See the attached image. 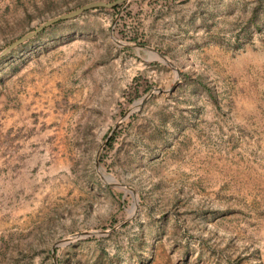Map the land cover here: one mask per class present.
<instances>
[{"label":"rangeland","instance_id":"rangeland-1","mask_svg":"<svg viewBox=\"0 0 264 264\" xmlns=\"http://www.w3.org/2000/svg\"><path fill=\"white\" fill-rule=\"evenodd\" d=\"M92 1L112 0H0V50ZM47 30L127 48L133 76L80 146L48 216L60 259L41 261L264 264V0H131Z\"/></svg>","mask_w":264,"mask_h":264},{"label":"crops","instance_id":"crops-1","mask_svg":"<svg viewBox=\"0 0 264 264\" xmlns=\"http://www.w3.org/2000/svg\"><path fill=\"white\" fill-rule=\"evenodd\" d=\"M52 35L0 56V264L59 261L62 236L48 216L76 191L72 163L95 143L96 114L108 109L109 120L133 76L127 48Z\"/></svg>","mask_w":264,"mask_h":264},{"label":"water","instance_id":"water-1","mask_svg":"<svg viewBox=\"0 0 264 264\" xmlns=\"http://www.w3.org/2000/svg\"><path fill=\"white\" fill-rule=\"evenodd\" d=\"M131 0H112L110 2H104V1H92V2H88L84 5H81L80 7L68 11L66 13H62L59 15H56L54 17H51L45 21H43L41 24H39L38 26H36L33 30L28 31L26 33H24L23 35L19 36L18 38H16L14 41H12L9 45H7L5 48H3L0 51V56L9 52L10 50H12L13 48H15L16 46H18L19 44H21L22 42H24L25 40H27L28 38L34 36L35 34H37L40 30H42L44 27H47L48 25L59 21V20H65V19H71V18H75L78 15H80L83 11L88 10V9H92V8H96V7H106V8H112L114 6H116L117 4L122 3V5L126 4L127 2H129ZM121 46H125V47H138V45L132 44V43H123V42H119ZM127 112L123 113L122 117L123 118L126 115ZM104 143V141H103ZM102 143V144H103ZM102 144L99 146L98 152L96 155H98ZM97 164V158L95 160V165ZM86 234H94L93 231L87 232ZM63 240V239H62ZM60 240V241H62Z\"/></svg>","mask_w":264,"mask_h":264},{"label":"trees","instance_id":"trees-1","mask_svg":"<svg viewBox=\"0 0 264 264\" xmlns=\"http://www.w3.org/2000/svg\"><path fill=\"white\" fill-rule=\"evenodd\" d=\"M96 8H102V7H96ZM60 21H62V20L56 21V22H54V23L48 25L47 27H49V26H51V25H53V24H55V23H58V22H60ZM47 27H44L42 30H44V29L47 28ZM42 30H40L39 32H41ZM39 32H38V33H39ZM38 33H37V34H38ZM37 34H36V35H37ZM27 40H29V39H27ZM27 40H26V41H27ZM134 89H135V88H134ZM147 89H148V86H147V85H144L141 91L144 93V92L147 91ZM134 92H135V93H134L133 96L136 95V90H134ZM126 101H127V103H129V102L131 101V99L127 97ZM111 138H112V135L109 136L108 139L106 140L105 145H104L102 151L110 145ZM99 159H101V154H100V156H99Z\"/></svg>","mask_w":264,"mask_h":264}]
</instances>
